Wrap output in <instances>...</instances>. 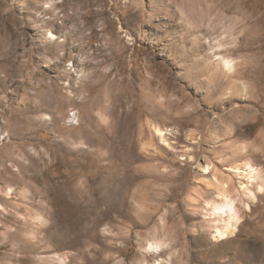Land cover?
Listing matches in <instances>:
<instances>
[{
	"label": "rangeland",
	"instance_id": "obj_1",
	"mask_svg": "<svg viewBox=\"0 0 264 264\" xmlns=\"http://www.w3.org/2000/svg\"><path fill=\"white\" fill-rule=\"evenodd\" d=\"M246 161L264 176V0H0V264H257ZM223 181L244 221L216 242Z\"/></svg>",
	"mask_w": 264,
	"mask_h": 264
},
{
	"label": "bare ground",
	"instance_id": "obj_2",
	"mask_svg": "<svg viewBox=\"0 0 264 264\" xmlns=\"http://www.w3.org/2000/svg\"><path fill=\"white\" fill-rule=\"evenodd\" d=\"M51 36H54L53 33H51ZM223 62L229 70L234 69V60L233 59L223 57ZM156 132L158 134H160L161 136L164 135V131L159 127L156 128ZM164 140H165V138H164ZM132 160L133 159H131V161H130V165L132 163ZM203 169H204L205 173H210V171L213 169V165H211L209 162L206 165H204ZM228 169L230 171L234 172L236 175H239V177L242 178V180L240 181V184H239V189L242 190L243 193L249 195V197H251L253 200H257V198H258L257 192H259V193L264 192V176L262 173L263 171H261L260 168H258V166L254 165L252 163V161H246L244 167H241L239 165H235V166H229ZM140 170H142V168ZM141 174H144V171ZM217 176H218V174H217ZM213 177H214V180L219 181V179L216 177V175H214ZM221 185H222L223 191L219 192V194H218L220 200L209 202L208 206L210 207V211L206 212L204 215L205 221L209 224V226H211L213 228V231H214L213 239L216 242H221L224 240L227 241V239H231V237H234L236 235V231L238 230L239 225L242 224L244 221V219L240 213L237 200L227 190L228 183L226 181H223V182H221ZM254 187L256 189H254ZM5 192H6L7 198L11 197V194H12L11 188L5 189ZM74 201H75V199H74ZM133 201H134L133 206H130L131 211L132 210L138 211L139 208H144L148 204L147 203L148 197H147L144 189H143V191L141 190V192L135 194V196L133 197ZM134 203H136V204H134ZM117 207H118V205H117ZM247 207L250 209V204H247ZM0 209L3 211L7 210L6 207L3 205V203H1V202H0ZM144 216H145V214H144ZM51 237H52V239L53 238L56 239L57 236L51 235ZM46 238H47V235L45 236L44 240ZM148 245H149V247L147 249H149V251H151L152 253L160 254L164 250L166 243L156 239L155 241L154 240L151 242L149 241ZM36 247L37 246H35V248ZM242 250L241 249L238 250V255H242V254H245L246 252H248L250 254H248V253L247 254L250 256H253L254 260H256L257 264L263 263L261 260V258H263V257L261 256V258L259 260H257L256 256L253 255L254 251L252 248H251L252 251L247 250V251L243 252ZM57 256L59 258V261H61V262L64 261L63 256L61 254L60 255L58 254ZM258 257L259 256L257 253V258ZM162 262H163V260L156 259L153 264H162Z\"/></svg>",
	"mask_w": 264,
	"mask_h": 264
}]
</instances>
